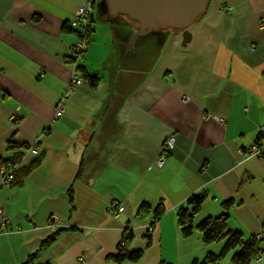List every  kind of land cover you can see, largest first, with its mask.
Wrapping results in <instances>:
<instances>
[{"label":"crops","instance_id":"0c3cea01","mask_svg":"<svg viewBox=\"0 0 264 264\" xmlns=\"http://www.w3.org/2000/svg\"><path fill=\"white\" fill-rule=\"evenodd\" d=\"M85 1L0 0V160L16 175L3 183L0 173L11 228L0 232V264H192L209 248L200 230L196 243L180 230L193 194H204L194 223L228 212L245 238L261 230L264 155L243 152L264 125V0H209L188 28L144 35L94 0L84 80L56 117ZM114 200L126 210L112 214ZM128 230L143 255L118 263Z\"/></svg>","mask_w":264,"mask_h":264},{"label":"trees","instance_id":"16d2710c","mask_svg":"<svg viewBox=\"0 0 264 264\" xmlns=\"http://www.w3.org/2000/svg\"><path fill=\"white\" fill-rule=\"evenodd\" d=\"M91 32V31H90ZM90 33L88 35L89 39ZM72 61V60H70ZM5 162L0 160V163ZM15 179V178H14ZM204 200V194H193L189 197L187 205L181 206L178 211V223L180 225L181 233L185 236L192 234L195 228L194 214L201 208ZM232 203V200H228L225 206ZM149 207V206H148ZM146 204H143V209H148ZM165 206L160 202L154 209L153 222L158 221L160 215L164 212ZM228 212H223L216 216H207L201 219L197 224L198 229L202 234V239L205 243L225 238V244L220 253L208 251L204 259H194L192 264H211V262H217L221 259L228 251H236L232 255L233 264H250L254 259V256L258 253L259 249L264 247V241L258 239L256 234L245 238L243 231L237 228H231L228 226ZM133 237V231L128 230L122 241L119 242L117 250L112 254V258L121 263L125 260L137 261L143 255V249H131L130 241ZM151 242V238L149 239ZM162 264H172L162 262Z\"/></svg>","mask_w":264,"mask_h":264},{"label":"built area","instance_id":"2783aa9c","mask_svg":"<svg viewBox=\"0 0 264 264\" xmlns=\"http://www.w3.org/2000/svg\"><path fill=\"white\" fill-rule=\"evenodd\" d=\"M94 9V0H86L85 3L78 8L76 11L75 17L72 21V26L76 30L77 39L73 44L72 51L70 54V59L74 64V70L71 79L67 84V89L65 94L60 99L57 109H56V117H62L64 114V102L69 96L70 92L74 90L77 84H80L84 80V76L78 72V61L82 57L83 53L86 51L88 46V35L92 29V16ZM10 119L12 121L17 119L16 114L11 115ZM223 121V119H221ZM259 139L258 141L249 149H245L243 152V158H251V157H261L264 155V125L259 128ZM176 138L174 135L170 136L165 144L164 149L157 159V163L162 165L165 161L167 155V149H171L175 145ZM36 154L41 153L40 146H35L30 148ZM0 173L2 174V182L8 183L15 178V165L7 162L0 163ZM126 210V206L124 203L119 201H112L110 205V211L112 214H119ZM58 215L53 214L50 218L47 226L51 228V230L56 231L58 229L59 223L57 222ZM155 227V222H152L148 227L149 231H153ZM10 218L6 214L3 206V202L0 199V232L10 231ZM256 236L258 239H262L264 241V224L258 232H256ZM264 255V247L260 248L258 253L254 256V259H260Z\"/></svg>","mask_w":264,"mask_h":264},{"label":"water","instance_id":"95a60500","mask_svg":"<svg viewBox=\"0 0 264 264\" xmlns=\"http://www.w3.org/2000/svg\"><path fill=\"white\" fill-rule=\"evenodd\" d=\"M209 0H104L110 19L127 18L139 25L142 35L186 29L201 17Z\"/></svg>","mask_w":264,"mask_h":264},{"label":"rangeland","instance_id":"374dc122","mask_svg":"<svg viewBox=\"0 0 264 264\" xmlns=\"http://www.w3.org/2000/svg\"><path fill=\"white\" fill-rule=\"evenodd\" d=\"M200 221V220H199ZM198 221V222H199ZM198 222H195L194 224H195V230H198L199 231V229H198V227H197V223ZM198 231H196V232H198ZM200 232V231H199ZM198 233H196L195 235H190V239L191 240H193V242L194 243H196V235H197ZM195 236V237H194ZM224 244H225V238H221V239H217V240H213V241H210V242H207V243H205L204 241H203V239H202V248H205V247H207V246H209V248L207 249V251L204 253V255L201 257V258H199V260H202V259H204V257H205V255H206V253L208 252V251H213V252H215V253H220V251L222 250V248H223V246H224ZM236 249H238V248H236ZM236 249L235 250H230V251H228L221 259H219L217 262H211V264H233L232 263V255H233V253L236 251ZM264 256V255H263ZM264 258V257H263ZM264 260H262V261H252V262H250V264H260L261 262H263ZM189 264H191V262L189 263Z\"/></svg>","mask_w":264,"mask_h":264}]
</instances>
